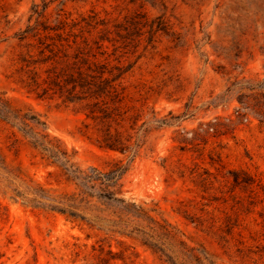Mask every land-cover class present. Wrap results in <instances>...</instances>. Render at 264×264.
<instances>
[{"label":"rangeland","instance_id":"374dc122","mask_svg":"<svg viewBox=\"0 0 264 264\" xmlns=\"http://www.w3.org/2000/svg\"><path fill=\"white\" fill-rule=\"evenodd\" d=\"M136 10L164 15L185 42L160 33L153 45L145 35L127 59L133 65L124 81L127 102L142 112L138 126L144 123L133 130L134 155L100 148L97 129L86 125L77 105L27 93L17 68L27 51L19 34L38 19L54 25L60 15L79 22V31L86 19L122 21ZM0 86L75 147L83 167L122 159L129 167L122 180L126 195L180 239L206 247L213 264H264V0H0ZM0 142L28 179L72 188L18 127L1 119ZM1 176L0 264H102L101 244L121 255L111 264H169L138 232L108 234L14 199L13 189L25 184ZM117 210L103 204L87 215L112 217ZM129 219V229L153 225Z\"/></svg>","mask_w":264,"mask_h":264},{"label":"trees","instance_id":"16d2710c","mask_svg":"<svg viewBox=\"0 0 264 264\" xmlns=\"http://www.w3.org/2000/svg\"><path fill=\"white\" fill-rule=\"evenodd\" d=\"M78 24L75 20L69 23L59 15L54 25L38 19L36 24H29L22 30L19 39L27 51L19 57L18 82L37 98H60L77 105L88 119L86 125L97 129L100 148L131 151L135 155L138 140L132 141L133 130L138 131L144 123L138 126L142 112L135 104L127 102L130 95L124 81L133 66L127 59L138 50L142 36L147 35L148 44L154 45L160 33L173 36L178 44L185 42L183 35L172 29L164 15L151 18L146 11L140 10L122 21L92 17L76 31ZM0 119L18 127L29 138L37 155L47 164L58 167L64 182L72 186L70 190H58L45 182L28 179L20 166L8 161L0 142V185L2 172L25 184L24 189H13L14 199H26L35 208L59 211L92 228L106 229L108 234L120 232L132 236L133 232H138L143 244L169 264L214 263L206 247L180 239L176 231L126 195L122 180L129 167L122 159H113L108 166L83 167L76 160L78 150L75 147L70 148L61 137L50 132L47 121L40 114L31 108L16 106L1 86ZM103 204L117 205L115 215L107 217L95 213L94 218L88 217L87 213L101 211ZM131 216L153 220V225L148 229H129ZM103 221H108L110 226L105 228ZM106 239L107 236L101 240ZM94 248L97 249L95 244ZM100 250L97 257L102 264L122 258L112 247L106 249L101 244Z\"/></svg>","mask_w":264,"mask_h":264}]
</instances>
